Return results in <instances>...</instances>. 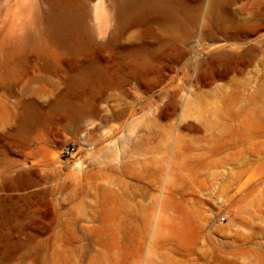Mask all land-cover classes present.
Instances as JSON below:
<instances>
[{"label": "rangeland", "instance_id": "374dc122", "mask_svg": "<svg viewBox=\"0 0 264 264\" xmlns=\"http://www.w3.org/2000/svg\"><path fill=\"white\" fill-rule=\"evenodd\" d=\"M129 1L0 0V264H264V0Z\"/></svg>", "mask_w": 264, "mask_h": 264}, {"label": "built area", "instance_id": "2783aa9c", "mask_svg": "<svg viewBox=\"0 0 264 264\" xmlns=\"http://www.w3.org/2000/svg\"><path fill=\"white\" fill-rule=\"evenodd\" d=\"M75 152H76V149L74 147H64L61 150V155L63 157H71L75 154Z\"/></svg>", "mask_w": 264, "mask_h": 264}, {"label": "bare ground", "instance_id": "6f19581e", "mask_svg": "<svg viewBox=\"0 0 264 264\" xmlns=\"http://www.w3.org/2000/svg\"><path fill=\"white\" fill-rule=\"evenodd\" d=\"M134 3V1L133 0H130L129 2H128V4H133ZM121 7V6H120ZM120 7H119V9H120ZM123 7V6H122ZM121 7V8H122Z\"/></svg>", "mask_w": 264, "mask_h": 264}]
</instances>
